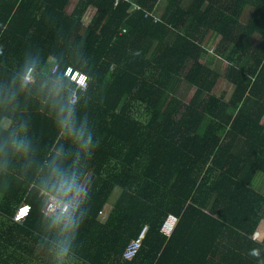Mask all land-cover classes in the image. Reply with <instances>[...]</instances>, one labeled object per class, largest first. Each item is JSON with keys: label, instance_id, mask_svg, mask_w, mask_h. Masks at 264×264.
<instances>
[{"label": "trees", "instance_id": "16d2710c", "mask_svg": "<svg viewBox=\"0 0 264 264\" xmlns=\"http://www.w3.org/2000/svg\"><path fill=\"white\" fill-rule=\"evenodd\" d=\"M68 1L0 0V264H264V0ZM68 66L88 78L75 104ZM40 191L70 219L43 215Z\"/></svg>", "mask_w": 264, "mask_h": 264}, {"label": "built area", "instance_id": "2783aa9c", "mask_svg": "<svg viewBox=\"0 0 264 264\" xmlns=\"http://www.w3.org/2000/svg\"><path fill=\"white\" fill-rule=\"evenodd\" d=\"M52 63H54V60H52ZM55 70H56V64L52 66L50 73L53 74ZM83 76L86 75L79 72L76 69L71 68L70 66L66 67L63 71V77L66 78L73 85L71 99H70V103L72 104L73 103L75 104L77 102L78 92L80 93L84 91L85 88L87 87L88 78L85 86L83 87H81L80 84L77 83V80L82 78ZM34 80H35V71L34 69L29 68L23 77V81L25 83H33ZM39 196L41 197L43 202V206L41 210L43 215L54 217L59 220L65 219V217L69 212L68 204L64 203L57 196L46 193L44 191H40ZM29 211H30V207L28 204L25 203L20 204L16 208L12 216V221L15 223H21L28 216ZM176 222H177V218L171 214H168L160 227V233L168 237L171 234L172 229L175 226ZM146 230L147 228L143 227L142 230L137 235V237L131 240L127 244V246L125 247L122 253V259L129 261L135 256L136 252L140 247L141 241L145 236Z\"/></svg>", "mask_w": 264, "mask_h": 264}, {"label": "rangeland", "instance_id": "374dc122", "mask_svg": "<svg viewBox=\"0 0 264 264\" xmlns=\"http://www.w3.org/2000/svg\"><path fill=\"white\" fill-rule=\"evenodd\" d=\"M75 2L76 0H73V4H75ZM250 12H251L250 8H245V11L243 12L242 18H241L242 24L246 22ZM218 40H219V37L215 36L213 40L211 41V43H209L206 46L209 53L214 52V49H215L216 44L218 43ZM229 48L230 47L228 46L227 51L225 50V54L228 52ZM216 55L217 56L215 58L213 65H211V68L213 69L214 72L219 74V78L216 80L212 88V93L216 96L222 97L224 99H228L232 91L231 85L224 78V74H225L226 67L228 66V62L224 61L225 55L221 56L218 53ZM171 85L173 87L172 90H169V93L171 96L177 97L179 99H183L187 95L188 93V90L186 89L187 85L183 83L181 79L174 80ZM263 98H264V95H263ZM263 186H264L263 176L257 175L252 183V187L255 190L261 191ZM118 193H119V190H114L109 196L108 201L106 203V207L104 208L105 212L104 214L102 213L104 217H106L107 213H109L110 208L112 207L114 201L116 200L118 196ZM0 197H1V192H0Z\"/></svg>", "mask_w": 264, "mask_h": 264}, {"label": "crops", "instance_id": "0c3cea01", "mask_svg": "<svg viewBox=\"0 0 264 264\" xmlns=\"http://www.w3.org/2000/svg\"><path fill=\"white\" fill-rule=\"evenodd\" d=\"M78 0H76L75 4H73V0H69L65 6V9H64V12L69 15L71 14V12L73 11L75 5L77 4ZM94 13H95V8L92 7V6H89L85 11L84 13L82 14V17H81V23L83 26H87L91 20L93 19L94 17ZM256 177V176H255ZM106 207V205L104 206V208ZM102 210V212L99 214L98 216V220L101 222L103 220V218H105L103 216L105 210ZM111 209V208H110ZM103 213V214H102ZM108 214V213H107ZM107 216V215H106Z\"/></svg>", "mask_w": 264, "mask_h": 264}, {"label": "clouds", "instance_id": "9594fccd", "mask_svg": "<svg viewBox=\"0 0 264 264\" xmlns=\"http://www.w3.org/2000/svg\"><path fill=\"white\" fill-rule=\"evenodd\" d=\"M86 81H87V77L83 76L82 78L77 80V83H79L80 86L83 87V86H85ZM60 127H62V128L63 127H67V121H62L61 124H60ZM78 135L82 137L83 136V132H80ZM89 142H90V138H89V141H86L85 143L87 144ZM15 148L17 149V151H20L21 149H24L26 151V146L23 144V142H20V143L16 144ZM80 191H82V189L78 188L77 189V195H79ZM65 219L69 220L70 218L65 217Z\"/></svg>", "mask_w": 264, "mask_h": 264}, {"label": "bare ground", "instance_id": "6f19581e", "mask_svg": "<svg viewBox=\"0 0 264 264\" xmlns=\"http://www.w3.org/2000/svg\"><path fill=\"white\" fill-rule=\"evenodd\" d=\"M84 193V192H83Z\"/></svg>", "mask_w": 264, "mask_h": 264}]
</instances>
